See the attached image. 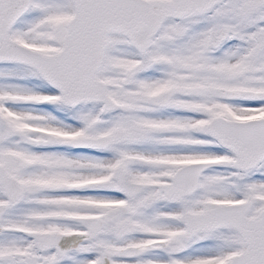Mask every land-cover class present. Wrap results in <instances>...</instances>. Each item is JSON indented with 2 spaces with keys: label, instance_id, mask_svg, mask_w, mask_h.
<instances>
[{
  "label": "snow or ice",
  "instance_id": "1",
  "mask_svg": "<svg viewBox=\"0 0 264 264\" xmlns=\"http://www.w3.org/2000/svg\"><path fill=\"white\" fill-rule=\"evenodd\" d=\"M0 264H264V0H0Z\"/></svg>",
  "mask_w": 264,
  "mask_h": 264
}]
</instances>
